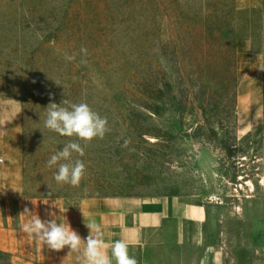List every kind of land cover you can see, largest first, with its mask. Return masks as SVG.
I'll use <instances>...</instances> for the list:
<instances>
[{"label": "rangeland", "instance_id": "1", "mask_svg": "<svg viewBox=\"0 0 264 264\" xmlns=\"http://www.w3.org/2000/svg\"><path fill=\"white\" fill-rule=\"evenodd\" d=\"M63 100L105 117L104 137L48 130ZM69 141L84 149L75 187L47 166ZM105 196L202 209L129 248L138 264L263 257L264 0H0V264L43 253L20 209Z\"/></svg>", "mask_w": 264, "mask_h": 264}, {"label": "crops", "instance_id": "2", "mask_svg": "<svg viewBox=\"0 0 264 264\" xmlns=\"http://www.w3.org/2000/svg\"><path fill=\"white\" fill-rule=\"evenodd\" d=\"M20 210L21 227L19 231L21 236L22 233H25L22 226L30 220V217L22 214L24 209ZM29 211L33 216L37 215L42 220L44 216L48 215V219H55L58 223H63L66 226L69 224L82 239L87 238L90 234L87 225L98 226L102 233L101 238L108 246L105 251L109 257H111V245L117 240L124 239L129 244V248H140L147 242L149 236L167 230L170 222L176 224L178 234L181 235L184 232L186 219L197 222L201 221L202 216L201 208H187L175 200L143 199L133 196L88 197L81 200L76 207L60 208L50 204L44 213L42 209L37 210L36 207H33L32 210L29 208ZM1 229L3 233L7 232V236L12 231L4 223ZM25 234L27 246L44 247V249L42 254L27 255L24 264H81L83 260L82 253L85 246L83 241L78 252H70L68 247L54 251L47 248L42 241L28 233ZM20 239L19 241H21ZM11 244L13 243L7 240V242L0 243V246L5 248ZM8 250L11 251L10 248ZM13 264L17 263L13 260ZM257 264H264V255Z\"/></svg>", "mask_w": 264, "mask_h": 264}, {"label": "clouds", "instance_id": "3", "mask_svg": "<svg viewBox=\"0 0 264 264\" xmlns=\"http://www.w3.org/2000/svg\"><path fill=\"white\" fill-rule=\"evenodd\" d=\"M81 52L86 53L85 48ZM68 60L74 56H66ZM57 83V82H56ZM62 104H69L68 108ZM60 106L50 103L47 107V117L45 127L61 136L76 137L78 141L91 142L95 138H103L108 131V121L98 113L92 111L86 103H70L63 100ZM73 152L84 155V149L77 141H69L62 150L57 151L47 161L49 168L58 165V171L54 173V180L58 184H70L78 186L85 174V164L82 160L71 162ZM61 161H69L61 163ZM30 217V220L23 224L22 229L30 236L42 241L47 248L60 251L65 247L72 251H80L82 241L85 246L83 249V260L81 264H138L134 256L129 255V244L120 239L111 245V257L105 251L108 247L102 237L98 226L89 224L90 234L87 238L81 236L70 227L63 223H58L55 219L42 220L39 216L32 215L29 209L25 208L23 213ZM95 232V235H93ZM79 259V258H78Z\"/></svg>", "mask_w": 264, "mask_h": 264}, {"label": "trees", "instance_id": "4", "mask_svg": "<svg viewBox=\"0 0 264 264\" xmlns=\"http://www.w3.org/2000/svg\"><path fill=\"white\" fill-rule=\"evenodd\" d=\"M235 90V89H234ZM236 93L234 92V95H235ZM234 101H235V98H234ZM235 104V103H234ZM234 104H232V106L234 105ZM233 109V108H232Z\"/></svg>", "mask_w": 264, "mask_h": 264}]
</instances>
